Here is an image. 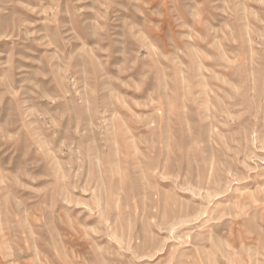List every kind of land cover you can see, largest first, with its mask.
Returning a JSON list of instances; mask_svg holds the SVG:
<instances>
[{"label":"rangeland","instance_id":"rangeland-1","mask_svg":"<svg viewBox=\"0 0 264 264\" xmlns=\"http://www.w3.org/2000/svg\"><path fill=\"white\" fill-rule=\"evenodd\" d=\"M0 264H264V0H0Z\"/></svg>","mask_w":264,"mask_h":264}]
</instances>
